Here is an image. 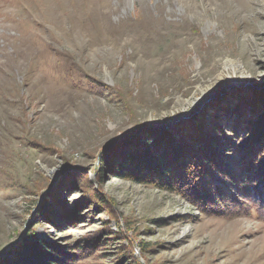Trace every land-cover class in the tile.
<instances>
[{
	"label": "rangeland",
	"instance_id": "374dc122",
	"mask_svg": "<svg viewBox=\"0 0 264 264\" xmlns=\"http://www.w3.org/2000/svg\"><path fill=\"white\" fill-rule=\"evenodd\" d=\"M263 92L264 0H0V259L264 264V218L231 206ZM146 146L191 181L122 177Z\"/></svg>",
	"mask_w": 264,
	"mask_h": 264
},
{
	"label": "trees",
	"instance_id": "16d2710c",
	"mask_svg": "<svg viewBox=\"0 0 264 264\" xmlns=\"http://www.w3.org/2000/svg\"><path fill=\"white\" fill-rule=\"evenodd\" d=\"M252 93H253L252 97L254 100H256L257 97L260 98V95L262 94L257 89H252ZM244 97L245 96L243 95V101L245 103L247 102L248 99ZM257 106L259 105L257 104ZM252 119L253 118H251V120ZM254 124L255 122L252 123V125ZM151 128L152 127L150 126H144L143 130H147ZM251 135L252 136L248 138L250 142L252 143L255 141L256 145L259 143H261V145L259 148L255 150V152H252L251 154L248 153L246 155V158L244 157V162L241 167L242 174H247L246 177L241 178L242 180L241 187L243 188L242 191H244V195L246 199L240 201L239 199H236V197H233L231 206L235 208V204H238V206L241 204H244L246 206L247 204V206L252 207L251 209L256 208L259 214L264 218V152L262 151V148H264L262 147L264 140V120H263V124L260 125L257 133ZM122 141L123 140H121L120 142ZM120 142L113 143L107 148H112L113 146H116ZM246 144H248V142ZM166 151L167 150L165 149L155 151L152 150L150 146H146L137 153L135 152L136 154L132 150L128 151L125 154L124 162L120 164V169L123 173L122 177H124V175L126 176V174H131L144 178L151 177L152 175H158L161 177V179L164 178L166 183H169L171 182L172 177L174 176L176 178L178 177V180L180 181L182 180V181L190 182L191 176L188 177V175L186 174V167L183 170V172L175 173L174 175H171L169 171L165 170L166 167L165 163L167 162L166 155L168 154ZM178 164L179 167H181V164L180 163ZM144 178L142 180H144ZM202 181L203 179L198 181L196 184L194 180L195 186L192 185L191 187L189 186V188L193 191L191 195H193L194 197L196 196L206 197V195L205 194L203 195V193L201 192L203 190ZM218 190H220V188H216L215 195L212 194L213 198L216 199L218 203H225L224 201L225 198L228 196V194H224V195L222 193L220 194ZM102 201L104 203L106 202L105 200ZM240 208L244 209V206L242 205ZM243 213L244 212H241L238 215L241 216L243 215ZM115 234H119V233H115ZM34 239L35 238L33 237L27 238L23 245H20L18 248L14 249L16 253L13 257L6 256L5 258L0 259V264H57L58 258L55 257L57 255H54L55 254L54 252H56V250H54V247L51 245H50L51 248L50 246L47 245L43 247L38 241L34 242ZM60 261L62 262V260ZM60 261L58 263H61Z\"/></svg>",
	"mask_w": 264,
	"mask_h": 264
},
{
	"label": "water",
	"instance_id": "95a60500",
	"mask_svg": "<svg viewBox=\"0 0 264 264\" xmlns=\"http://www.w3.org/2000/svg\"><path fill=\"white\" fill-rule=\"evenodd\" d=\"M3 254H0V256H2Z\"/></svg>",
	"mask_w": 264,
	"mask_h": 264
}]
</instances>
